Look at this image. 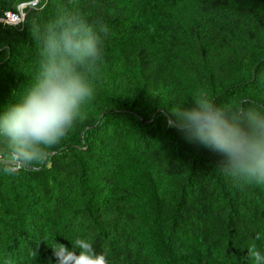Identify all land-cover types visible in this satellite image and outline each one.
<instances>
[{
  "label": "trees",
  "instance_id": "trees-1",
  "mask_svg": "<svg viewBox=\"0 0 264 264\" xmlns=\"http://www.w3.org/2000/svg\"><path fill=\"white\" fill-rule=\"evenodd\" d=\"M21 5L22 23L0 22V112L37 79L38 29L75 12L109 31L94 94L46 163L0 169V264H56L54 241L77 237L109 264L264 252V186L225 174L222 156L170 125L198 94L264 110V0H0V20Z\"/></svg>",
  "mask_w": 264,
  "mask_h": 264
},
{
  "label": "clouds",
  "instance_id": "clouds-1",
  "mask_svg": "<svg viewBox=\"0 0 264 264\" xmlns=\"http://www.w3.org/2000/svg\"><path fill=\"white\" fill-rule=\"evenodd\" d=\"M108 31L107 25H92L75 12H64L38 29L37 79L18 102L0 112V169L5 174L46 163L49 150L74 127L94 94L90 76L102 62ZM171 117L170 125L186 139L223 157L225 174L245 186H264V110L226 109L198 94L191 107H173ZM51 249L56 264H109L87 238L77 237L71 249L54 241ZM30 255L37 253L32 249ZM247 257L251 264H264V252L254 244ZM4 264H12L11 258Z\"/></svg>",
  "mask_w": 264,
  "mask_h": 264
},
{
  "label": "built area",
  "instance_id": "built-area-1",
  "mask_svg": "<svg viewBox=\"0 0 264 264\" xmlns=\"http://www.w3.org/2000/svg\"><path fill=\"white\" fill-rule=\"evenodd\" d=\"M36 2L31 3L32 6H34ZM23 7L24 5H21L18 7L17 12H7L4 15V18L0 20L1 23L16 26L22 23L24 15H23Z\"/></svg>",
  "mask_w": 264,
  "mask_h": 264
}]
</instances>
